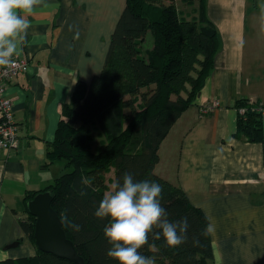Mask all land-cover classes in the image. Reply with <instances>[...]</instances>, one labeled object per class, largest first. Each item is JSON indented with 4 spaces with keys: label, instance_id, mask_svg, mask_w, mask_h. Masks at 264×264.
Listing matches in <instances>:
<instances>
[{
    "label": "crops",
    "instance_id": "obj_1",
    "mask_svg": "<svg viewBox=\"0 0 264 264\" xmlns=\"http://www.w3.org/2000/svg\"><path fill=\"white\" fill-rule=\"evenodd\" d=\"M180 1V17L196 19L198 0L193 5ZM125 4L40 0L28 16L31 27L17 58L29 62L30 72L7 84L19 143L0 152V262L37 254L20 223L26 216L24 199L60 176L61 163L50 165L48 151L63 109L79 81L90 84L101 72ZM250 5V0H206L221 52L200 95L162 142L155 168L157 175L181 187L214 226L213 264H264V139L236 137L238 101L254 99L264 106V39L257 30L261 15ZM214 102L218 106L212 107ZM262 120L264 136V112Z\"/></svg>",
    "mask_w": 264,
    "mask_h": 264
},
{
    "label": "trees",
    "instance_id": "obj_2",
    "mask_svg": "<svg viewBox=\"0 0 264 264\" xmlns=\"http://www.w3.org/2000/svg\"><path fill=\"white\" fill-rule=\"evenodd\" d=\"M176 2L166 5L163 0H126L101 72L90 84L78 82L48 151L49 164L60 162L65 172L46 189L29 193L24 199L26 208L38 193L52 192V207L86 264H118L106 255L110 248L104 238L108 220L94 215L108 191L105 174L111 169L113 183L122 182L124 173H131L137 181L160 184L161 205L168 219L188 222L185 243L168 248L163 238L153 241L149 237L156 251L145 246L140 249L142 255L155 256L156 264H213L211 235L203 234L209 224L206 215L191 204L181 187L155 172L162 142L200 95L221 52L220 35L207 16L206 0H198L194 20L181 18ZM237 107L236 137L262 142V103L242 99ZM89 125H97L104 137L97 152L91 148ZM20 223L35 244L36 219L27 209ZM0 264L73 263L37 249L35 257Z\"/></svg>",
    "mask_w": 264,
    "mask_h": 264
},
{
    "label": "clouds",
    "instance_id": "obj_3",
    "mask_svg": "<svg viewBox=\"0 0 264 264\" xmlns=\"http://www.w3.org/2000/svg\"><path fill=\"white\" fill-rule=\"evenodd\" d=\"M40 0H0V67H12L15 58L23 53L28 30V16ZM83 183L87 184L85 179ZM162 186L149 180L137 181L133 174L124 173L122 182L117 181L104 193L94 215L108 220L104 238L110 245L106 255L118 264H156L155 256L142 255L145 246L152 252L156 244L149 243L163 238L165 246L176 248L188 239V222L182 219L172 222L161 205ZM76 230L78 225H73ZM214 226L209 223L203 230L211 234ZM198 243V241H194Z\"/></svg>",
    "mask_w": 264,
    "mask_h": 264
},
{
    "label": "water",
    "instance_id": "obj_4",
    "mask_svg": "<svg viewBox=\"0 0 264 264\" xmlns=\"http://www.w3.org/2000/svg\"><path fill=\"white\" fill-rule=\"evenodd\" d=\"M54 196L51 191L40 192L28 201L26 209L36 219L34 239L38 250L73 264H86L74 243L68 239L63 222L53 209ZM19 243L13 244L17 247Z\"/></svg>",
    "mask_w": 264,
    "mask_h": 264
},
{
    "label": "built area",
    "instance_id": "obj_5",
    "mask_svg": "<svg viewBox=\"0 0 264 264\" xmlns=\"http://www.w3.org/2000/svg\"><path fill=\"white\" fill-rule=\"evenodd\" d=\"M30 72V64L25 59L15 58L12 67L0 68V152H8L18 147V126L14 117L13 101L7 97V84L20 74ZM253 102L254 99H251ZM218 106L214 102L212 107ZM242 113L245 110L241 111Z\"/></svg>",
    "mask_w": 264,
    "mask_h": 264
},
{
    "label": "rangeland",
    "instance_id": "obj_6",
    "mask_svg": "<svg viewBox=\"0 0 264 264\" xmlns=\"http://www.w3.org/2000/svg\"><path fill=\"white\" fill-rule=\"evenodd\" d=\"M194 1H196V0H194ZM163 2H164V4L169 5L172 3V0H163ZM177 3H178V5H180L179 6L180 8H183V5L181 6V4H183V3L180 0H177L176 4ZM191 4L188 3V5H191ZM250 4H251L250 7H252V6L255 7L259 13V16L261 15L259 25L257 26V30L261 33V37H263V39H264V0H250ZM185 6H186V4H185ZM188 9H189V11H192L191 6H189ZM183 15H184V13H183ZM186 18L190 19L191 17L187 16ZM188 19H185V20H188ZM251 26H252V23H251ZM88 132H89V137L91 138V140L90 139L89 140L91 141L92 151L97 152L99 150V148L101 147L102 143H104V137L101 135V131L99 130L97 125H89L88 126ZM63 165L64 164H62V163L60 164V167H61L60 176L65 172V170L63 169ZM113 182H114V171H113V169H111L110 172H107L105 174V183L108 187V191L111 189V185L113 184Z\"/></svg>",
    "mask_w": 264,
    "mask_h": 264
}]
</instances>
